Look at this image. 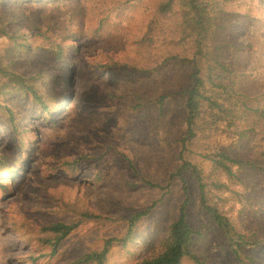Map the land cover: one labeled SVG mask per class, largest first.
<instances>
[{"label":"rangeland","instance_id":"rangeland-1","mask_svg":"<svg viewBox=\"0 0 264 264\" xmlns=\"http://www.w3.org/2000/svg\"><path fill=\"white\" fill-rule=\"evenodd\" d=\"M39 1L6 0L12 34L26 35L32 45L28 54H21L15 70L24 75L34 95L12 88L15 84L0 93V264H69L101 250L105 239L124 236L128 218L154 204L136 223L129 242L113 246L103 263L137 264L159 253L182 197L176 142L183 134V99L159 89V74L165 69L159 66L160 56L180 48L169 42L171 32L156 29L151 42L145 39L149 20L138 4L111 13L99 37L83 29L74 46L64 44L65 57L52 63L45 57L49 45L29 38L32 23L39 18L34 11L53 3ZM62 1L72 5L76 0ZM88 6L84 3L83 10ZM225 15L230 20L234 85L248 96L249 105L264 108V0L233 1ZM168 24L174 29L173 19L164 27ZM9 41L0 38L3 54ZM103 65L109 68L101 69ZM173 69L175 78L182 76L178 66ZM166 82L175 83L173 78ZM161 92L168 95L163 117L153 103L137 110L130 106L137 95L150 98ZM46 105L51 114L43 108ZM244 127L253 128L248 138L237 141L229 133L233 141L227 151L235 159L264 166V120L251 117ZM218 138L212 135L213 141ZM220 146L226 148L225 142ZM193 158L208 169L207 162ZM239 175L242 182L208 193V204L244 238L235 244L238 256L204 209L198 189L187 184V222L203 264H264V171L246 168ZM92 176L98 181L88 182ZM80 210L91 217L58 245L56 255H49L44 228L72 223ZM181 264L196 263L186 258Z\"/></svg>","mask_w":264,"mask_h":264},{"label":"trees","instance_id":"trees-1","mask_svg":"<svg viewBox=\"0 0 264 264\" xmlns=\"http://www.w3.org/2000/svg\"><path fill=\"white\" fill-rule=\"evenodd\" d=\"M52 1L47 8L38 6L34 11L39 18L32 23L34 33L29 34L30 39H41L43 43L49 45L45 57L52 63L65 57L64 44L74 46L76 37L83 29H89L93 37H99L98 33L103 25L110 21L111 13H122L138 4L143 6L141 7L145 11L143 15L145 13L148 15L145 39H150L148 41L151 42L152 32L156 29L161 33L171 32L169 42L180 48L178 51H169L160 56L159 66L165 69H161L159 74L161 79L159 89L169 90L183 99L184 118L181 124L183 134L176 142L179 160L176 175L182 183V197L176 217L168 225L159 243V253L143 258L137 264H181L186 258L196 264H203L194 251V231L187 222L190 204L188 182L198 189L204 209L214 218L226 235L231 251L238 256L236 245L243 243L244 238L235 231L226 216L208 204V193L212 189H227L230 182H242L239 175L241 170L249 168L264 171V166L246 159H235L227 151L230 149L229 143L233 141L229 133L235 135L237 141H241L248 138L249 132L253 129L244 127L251 117L264 120V108L249 105L248 96L237 90L231 77L234 72L229 61L232 59V53L228 49L230 45L227 33V22L230 20L225 15V8L228 3L236 0H76L72 5L62 0ZM84 3H89V6L83 10ZM10 11L6 0H0V38L10 40L6 52L3 54L0 51V93L5 92L10 84H15L12 88L34 95L27 86L24 75L15 70L21 54H28L32 50V45L26 35H20L18 32L12 34ZM169 19L174 20V29L172 24L164 27ZM86 23L89 25L86 26ZM119 24L122 25L121 19ZM58 31L64 32L65 36L52 35ZM120 41L122 43V40ZM114 65L120 66L118 63ZM175 66L180 68L182 76L175 78L176 73L173 69ZM103 68L109 67L103 65L101 69ZM169 78H173L175 83L168 85L166 81ZM167 97L165 92L150 98L137 95L130 106L133 105L132 109L137 110L143 109L148 103H153V108L157 109L160 117H163ZM36 99L37 104H40L41 100ZM65 106L64 102L61 109L63 110ZM43 108L46 112L52 113L50 106L46 105ZM214 134L219 135L216 141L212 140ZM222 142H225L226 148L220 146ZM195 143L198 144V148H194ZM195 155L208 163L207 170L202 163L193 162ZM9 172L6 170V173ZM87 179H90L88 182H96L99 177L92 176ZM153 205L128 218L124 236L105 239L101 250L89 251L69 264H103L107 252L113 246H124L129 242L136 223L148 214ZM76 213L78 218L72 223L57 222L44 228L45 233H48L44 241L52 251L49 255H56L58 245L91 217L84 210Z\"/></svg>","mask_w":264,"mask_h":264}]
</instances>
